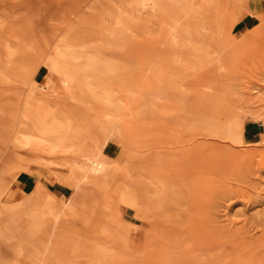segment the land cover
<instances>
[{"label":"rangeland","instance_id":"obj_1","mask_svg":"<svg viewBox=\"0 0 264 264\" xmlns=\"http://www.w3.org/2000/svg\"><path fill=\"white\" fill-rule=\"evenodd\" d=\"M262 219L264 0H0V264H264Z\"/></svg>","mask_w":264,"mask_h":264},{"label":"bare ground","instance_id":"obj_2","mask_svg":"<svg viewBox=\"0 0 264 264\" xmlns=\"http://www.w3.org/2000/svg\"><path fill=\"white\" fill-rule=\"evenodd\" d=\"M151 6V4L150 3H148V2H142L141 3V6L138 8V10L137 11H132L131 9H128V8H126L124 11H127V13H128V15H129V19H131V20H133V21H136V22H141V24L144 26L143 28H145L146 26H147V21H149V14H150V10L151 9H149V7ZM130 21V20H129ZM163 23H166V27H167V35H168V41L171 43V44H176V45H179V44H182V42H180V39H179V35H178V29L175 27V26H172V25H170L169 23H167V22H163ZM131 25V24H130ZM143 30V29H142ZM145 31V30H144ZM146 31H147V29H146ZM134 32H132L131 34H133ZM147 33V32H146ZM149 33V32H148ZM133 36L135 37L136 35L135 34H133ZM137 37V36H136ZM158 137V136H157ZM156 141V140H155ZM161 142V141H160ZM149 148V147H148ZM154 148V147H153ZM152 148V149H153ZM155 152V151H154ZM153 155V154H152ZM209 155V154H208ZM89 156V155H88ZM145 156V155H144ZM195 156V155H194ZM88 158V157H87ZM152 159V158H151ZM150 159V160H151ZM148 167V166H147ZM85 168L86 169H89V170H92V171H101L103 168H104V163L101 161V160H99V159H96V156H95V158H88V162L86 163V166H85ZM145 168H146V166H145ZM150 173V172H149ZM148 173V174H149ZM215 173V172H214ZM155 174V173H154ZM216 174V173H215ZM150 175H151V173H150ZM157 175V174H156ZM188 175V174H187ZM153 176V175H152ZM182 176V175H181ZM200 176V175H199ZM186 177V176H185ZM160 180V179H159ZM166 181V180H165ZM167 182V181H166ZM167 184V183H166ZM180 186V185H179ZM180 188V187H179ZM149 189V188H148ZM150 191V190H149ZM215 192V191H214ZM216 193V192H215ZM213 194V193H212ZM211 195V194H210ZM212 196V195H211ZM208 199V198H207ZM60 200V199H59ZM56 201H58V200H56ZM65 202L66 201H63L62 203H63V205L65 204ZM61 203V202H60ZM61 203V204H62ZM186 204H184V206H185ZM61 207H62V205H61ZM54 209V208H53ZM191 209V208H190ZM191 211V210H190ZM216 211V210H215ZM214 212V211H213ZM210 213V212H209ZM192 214V213H191ZM193 215V214H192ZM195 216V215H194ZM206 216H207V214H206ZM205 216V217H206ZM199 217V216H198ZM201 217V216H200ZM204 217V218H205ZM211 217H213V215L211 216ZM190 218V217H189ZM192 218V217H191ZM170 219H172V218H170ZM202 219H203V217H202ZM209 218H207V220H208ZM169 220V219H168ZM198 220V219H197ZM149 221V220H148ZM152 221V220H151ZM170 221V220H169ZM200 221H201V219H200ZM214 221V220H213ZM262 221H264V219H262L261 220V222ZM155 222V221H154ZM168 222V221H167ZM185 222V221H184ZM199 222V221H198ZM203 222H205L204 221V219H203ZM211 222V220L209 221V223ZM217 222V221H216ZM156 223V222H155ZM207 223H208V221H207ZM211 223H213V222H211ZM215 224H217V223H215ZM262 224H264V223H262ZM175 225V224H174ZM199 225V224H198ZM203 225H205V224H203ZM209 225V224H208ZM212 225V224H211ZM159 226V225H158ZM181 226H182V224H181ZM212 226H214V228H215V231H216V229H218L217 227L219 226V228H220V225H218V226H215L214 225V223H213V225ZM211 226V227H212ZM225 226V225H224ZM223 226V227H224ZM252 226V225H251ZM180 227V226H179ZM202 227V226H201ZM206 227H207V225H206ZM209 227V226H208ZM210 227V228H211ZM222 227V226H221ZM222 227V229H226V230H229V228H228V226L225 228H223ZM244 227V226H243ZM247 227V226H246ZM253 227V226H252ZM245 228V227H244ZM154 229H155V227H154ZM153 229V230H154ZM161 229V228H160ZM194 229V228H193ZM198 229V228H197ZM212 229H213V227H212ZM211 229V230H212ZM233 228H231V230H232ZM139 230V229H138ZM145 230V229H144ZM151 230V229H150ZM178 230V229H177ZM225 230V231H226ZM236 230H238L237 228H236ZM239 230H240V228H239ZM242 230V229H241ZM246 229H244L243 231H245ZM152 231V230H151ZM176 231V230H175ZM175 231H174V233H175ZM201 231V230H200ZM213 231V230H212ZM214 231V234L217 232H215ZM219 231H221V228L219 229ZM242 231V232H243ZM154 232V231H153ZM157 232V231H156ZM161 232V231H160ZM168 232V231H167ZM209 232V231H208ZM211 232V231H210ZM222 232V234L221 235H223L224 234V231H221ZM220 232V233H221ZM168 233H170V232H168ZM192 233V232H191ZM231 233H232V231H231ZM245 233V232H244ZM243 233V234H244ZM227 234V233H226ZM247 234V233H246ZM249 234V233H248ZM157 235H159L158 233H157ZM216 235V234H215ZM228 235V234H227ZM154 236V235H153ZM183 236V235H182ZM217 236V235H216ZM220 236V235H219ZM226 236V235H225ZM247 236V235H246ZM250 236V235H249ZM211 237H213V236H211ZM224 237V236H223ZM227 237V236H226ZM229 237V236H228ZM239 237V236H238ZM241 237V236H240ZM239 237V238H240ZM258 237H261L260 235H258ZM190 238V237H189ZM206 238V237H205ZM243 238V237H242ZM251 238H252V236H251ZM194 239V238H193ZM204 239V238H203ZM227 239V238H226ZM234 239V238H233ZM232 239V240H233ZM236 239V238H235ZM261 239H262V237H261ZM202 240V239H201ZM212 239H210V241H211ZM254 240V239H253ZM152 241V240H151ZM190 241V240H189ZM204 241V240H203ZM210 241H208V242H210ZM213 241V240H212ZM256 241V240H255ZM255 241H253V242H255ZM258 241V240H257ZM142 242V241H141ZM153 242V241H152ZM206 242V241H205ZM232 242V241H231ZM247 242V241H246ZM207 243V242H206ZM260 243V242H259ZM198 244V243H197ZM203 244V243H202ZM246 244H244L243 246H245ZM249 245H252V244H249ZM248 245V246H249ZM143 246V245H142ZM242 246V247H243ZM209 247V246H208ZM252 248V247H251ZM204 249V248H203ZM215 249V248H214ZM211 250V249H210ZM210 250H209V252H210ZM256 250V249H255ZM207 251V250H206ZM212 251V250H211ZM243 251V250H242ZM241 251V252H242ZM205 252V251H204ZM246 252V251H245ZM217 253V252H216ZM231 253V252H230ZM230 253H228V254H230ZM252 253V252H251ZM208 254V253H207ZM241 254H243V252L241 253ZM245 255H246V253H244ZM254 254H256V252L254 253ZM253 254V255H254ZM259 254V253H258ZM257 254V255H258ZM251 255V254H250ZM249 255V256H250ZM239 256V255H238ZM241 257H243L242 255H240ZM252 256V255H251ZM240 257V258H241ZM245 257V256H244ZM257 257V256H256ZM255 257V258H256ZM232 258V257H231ZM259 257H257V259H258ZM246 259V263L248 264V263H250L249 261V259H248V257L247 258H245ZM249 261H248V260ZM234 260V259H233ZM244 260V259H243ZM262 260V259H261ZM248 261V262H247ZM206 262V261H205ZM257 262H259V261H257ZM254 264V263H253ZM257 264V263H256ZM258 264H260V263H258Z\"/></svg>","mask_w":264,"mask_h":264},{"label":"crops","instance_id":"obj_3","mask_svg":"<svg viewBox=\"0 0 264 264\" xmlns=\"http://www.w3.org/2000/svg\"><path fill=\"white\" fill-rule=\"evenodd\" d=\"M249 11L252 12L251 9H249ZM249 11L243 14L241 18L232 26L231 33L234 37H241L250 28L258 24L257 17L253 14H250ZM253 126L254 125H248V126L244 125V129L245 131L253 132L252 130Z\"/></svg>","mask_w":264,"mask_h":264}]
</instances>
